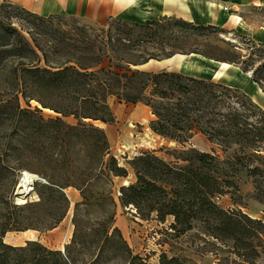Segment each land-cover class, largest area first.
Segmentation results:
<instances>
[{"label": "trees", "instance_id": "trees-1", "mask_svg": "<svg viewBox=\"0 0 264 264\" xmlns=\"http://www.w3.org/2000/svg\"><path fill=\"white\" fill-rule=\"evenodd\" d=\"M71 23H67V20ZM225 30L177 18L144 24L110 18L94 27L64 15L40 16L11 2L0 4V73L28 106L0 105V264H149L116 226L113 177H127L111 155L106 132L110 99L149 107L152 131L182 149L141 152L130 161L136 182L120 189L123 208L136 217L173 221L177 236L197 231L240 264L264 257V220L241 209H223L216 199L240 201L238 176L251 179L250 198L264 206V111L239 89L176 71L134 69L177 54L200 55L238 66L264 92V45L250 40L243 54L220 38ZM36 101L42 109H31ZM72 118L74 123L67 119ZM210 153L186 145L197 135ZM39 175L38 200L15 204L2 190L21 171ZM73 207V236L64 251L39 240L6 244L10 232H50ZM159 264H189L162 254Z\"/></svg>", "mask_w": 264, "mask_h": 264}, {"label": "rangeland", "instance_id": "rangeland-1", "mask_svg": "<svg viewBox=\"0 0 264 264\" xmlns=\"http://www.w3.org/2000/svg\"><path fill=\"white\" fill-rule=\"evenodd\" d=\"M5 1L23 7V0H0V4ZM250 12L248 16H250L251 19L264 25V8L251 9ZM67 23H71L70 19L67 20ZM223 30H225L226 34H220L219 37L238 46L243 54H247L245 49L248 48V44L250 45V40L252 39L240 35L236 31ZM194 60H196V57L186 59V61ZM178 72L232 87L231 84L223 81V78H208L209 76L196 72ZM10 88L9 78L6 74L0 73V105H13L19 102L22 108L27 109L28 106L24 97L22 95L17 96ZM239 90L244 93L241 89ZM30 105L32 110L36 107L42 109L41 105L36 101H31ZM110 106L114 114V122L112 124L95 123V125L104 129L110 143L111 155L117 159L119 166L127 171V177L112 178V190L114 199L117 202L115 217L116 226L124 233L123 236L127 242L128 237H130L128 235L129 231L132 234L138 233V237L142 240L140 245L132 244L131 249L134 251V254L140 255L142 258L146 259L149 264H159V258L162 254H167L170 258L178 257L185 259L189 264H240V261L228 254L225 249L222 247L219 248L212 240L204 239L197 231H192L177 237L170 230L171 221L169 218V221L163 223L156 220L155 216L150 220L143 221L136 217V212L132 207L123 208L120 206L118 200L120 189L123 186L136 182L135 172L130 165L131 160L145 151H156L158 156L166 160H172L173 158L168 156V152L174 149L181 150L182 146H179L174 141L164 139L152 131L150 124L154 120V117L149 107L142 104L133 105L121 103L116 98L110 99ZM42 111L45 117L56 116L51 110L42 109ZM67 121L69 123H74L72 118L67 119ZM204 138V136L198 134L186 145V148H195L199 151L210 153L212 148L207 147L208 140L206 139V141ZM23 171L16 174V183L14 186L8 181L4 189H2L5 192L6 198L13 200L14 203L18 205L28 201L38 200L35 184L36 182H44H34V190H32L31 194L27 197V200L24 203L18 202L15 194L19 183L18 179ZM31 174L37 175L34 173ZM238 185L240 190V195H238L240 201H238L237 204L234 203V198L231 195L217 198L216 202L223 209H241L252 218L264 220V206L250 198L254 191L251 179L247 178L245 174H240L238 176ZM66 193L71 202V210L67 218L57 227L58 229L56 231L44 234L10 232L11 234L7 235L5 242L14 246H22L27 241L39 240L51 249L64 251L65 246L70 243L73 236V207L80 200L79 193L78 195H74L76 193L70 189L66 190ZM257 264H264V257L260 258Z\"/></svg>", "mask_w": 264, "mask_h": 264}, {"label": "crops", "instance_id": "crops-1", "mask_svg": "<svg viewBox=\"0 0 264 264\" xmlns=\"http://www.w3.org/2000/svg\"><path fill=\"white\" fill-rule=\"evenodd\" d=\"M22 4L23 8L40 16L64 15L100 27L105 26L110 18L139 24L161 18H177L197 26H216L236 31L264 45V25L248 16L251 9L264 8V0H23ZM191 57H196V60L186 61ZM164 64L171 67L170 71L196 72L208 78H223L233 88L244 91L264 111V92L252 81L251 74L244 73L238 66L195 54H177ZM207 71L210 74H206ZM207 147L213 148V145L207 141ZM70 190L78 195L76 190ZM169 219L172 223L173 219ZM27 232L41 234L36 231ZM128 235L130 247L132 244L140 245L142 240L138 233L132 234L129 231Z\"/></svg>", "mask_w": 264, "mask_h": 264}, {"label": "water", "instance_id": "water-1", "mask_svg": "<svg viewBox=\"0 0 264 264\" xmlns=\"http://www.w3.org/2000/svg\"><path fill=\"white\" fill-rule=\"evenodd\" d=\"M171 58L164 59V60H149L148 62H146L144 64H141L139 66L134 67V69L140 70V71H146V72H158V71H163V70H170L171 67L168 65H165L164 63L166 61L170 60ZM23 173L24 172L21 173V175L18 179L19 181L21 180V177L24 175ZM36 181H44L46 183V181L43 180L42 178H40L39 176L33 175L32 190H34V182H36ZM29 195L26 196L25 201L27 200V197ZM15 196H16V194H15Z\"/></svg>", "mask_w": 264, "mask_h": 264}, {"label": "bare ground", "instance_id": "bare-ground-1", "mask_svg": "<svg viewBox=\"0 0 264 264\" xmlns=\"http://www.w3.org/2000/svg\"><path fill=\"white\" fill-rule=\"evenodd\" d=\"M240 20V19H239ZM206 74H210L209 71ZM24 175L21 177V180L18 183V187L16 190V198L18 202L24 203L26 196L31 194L32 190V181H33V174L23 171Z\"/></svg>", "mask_w": 264, "mask_h": 264}]
</instances>
